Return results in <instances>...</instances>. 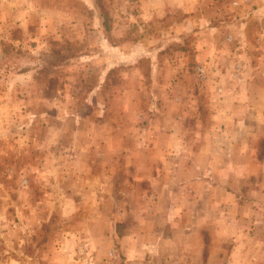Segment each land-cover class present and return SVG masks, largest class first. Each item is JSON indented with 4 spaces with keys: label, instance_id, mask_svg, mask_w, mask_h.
<instances>
[{
    "label": "rangeland",
    "instance_id": "rangeland-1",
    "mask_svg": "<svg viewBox=\"0 0 264 264\" xmlns=\"http://www.w3.org/2000/svg\"><path fill=\"white\" fill-rule=\"evenodd\" d=\"M262 120L264 0H0V264H264V193L176 183L225 131L264 178ZM178 122L197 157H166Z\"/></svg>",
    "mask_w": 264,
    "mask_h": 264
},
{
    "label": "crops",
    "instance_id": "crops-1",
    "mask_svg": "<svg viewBox=\"0 0 264 264\" xmlns=\"http://www.w3.org/2000/svg\"><path fill=\"white\" fill-rule=\"evenodd\" d=\"M261 122L264 123V120H262ZM246 124H248L247 119H236V120H232L230 123L232 127L233 126H245ZM180 126H181L180 122L174 125L173 128L176 131L169 130L168 132L169 134L166 136V139L164 140V147L166 148L165 152L167 154L166 157L169 158L170 155L174 153L173 148L175 147V145H177V150L175 152H177L178 158H181L184 155H188V153H190L191 156L197 157L198 155L196 154V152L192 151V149L187 148V146H193L192 144H194L193 142L197 140V138L192 137L191 140L187 141L188 138H186L187 135L185 132L178 133V130L181 129ZM224 133H225V139L223 142L224 149L222 151V154H224L226 164L223 166H217L216 162L214 163L211 161V157L214 156V158H216V154H213V152H210L207 154V157H206L208 158L207 165L199 164L197 167H195L194 170L192 168V171L190 172L191 178H189L188 180H186V178H183V179L178 178L176 183H180L179 184L180 186H177V187H180L181 189H183L185 185H188V187L191 186L193 189H196L200 195L201 194L207 195L206 198L200 196L197 199V202L199 203L201 202V204L206 202L208 206H217L218 198H216L215 192L219 186L220 189H223L225 191L224 201L220 200L219 202L221 204L223 202V204H226L227 206L235 205V204L238 205L237 202L234 203L232 200V191L234 190L233 184H236L237 174H239L240 175L239 176L240 187L244 191L245 190L250 191L251 185H253L255 186L254 188L256 189L257 192H256V196L253 195V193L251 195H245L244 193H240V194L235 193V196L236 197L238 196L240 200L248 202V203H252L253 205H261L260 197L262 195L261 193H264V183H262L264 182V178L256 176L253 173V170L252 171L250 170V166H245L243 164L244 161L240 160L238 161L237 165H231L230 164L231 162L228 160V159L232 160L233 157H237V158L239 157L241 159L246 158L250 156V153H249L250 149H252L251 156L253 157V159L255 157H258L259 155L257 154L256 149L259 148V142L256 140L255 143L252 142L253 143L252 144V143H249V137L246 135H241L240 139H238L235 135L228 134L226 133V131ZM183 141H184V144L188 143V145L180 149L179 144L182 143ZM214 147L216 148L215 144H214ZM165 169L168 175L173 174L172 177H175L174 175H176V177L177 176L180 177V175H182L181 166L180 167L171 166V167H166ZM262 170H264V168H262ZM154 173H155L154 169L152 168L150 171L151 177L154 175ZM209 220L211 221V214H209ZM210 236L213 237L214 239L216 235L210 232ZM243 249L244 248H238L236 251L241 252ZM200 251L203 253L204 251L203 245L200 246ZM206 251L208 253L203 258L202 264H234L233 259L230 256L226 257V255H229L228 252L232 254V250L227 251L225 248H223V250L220 249L219 251L222 253L220 255H223L225 258H223L222 256L217 257L218 253L216 252L215 247H213L209 243V247ZM236 251L234 254L237 255L238 253ZM196 252H198L197 248H196ZM258 262H259L258 260H252L251 264H257Z\"/></svg>",
    "mask_w": 264,
    "mask_h": 264
}]
</instances>
